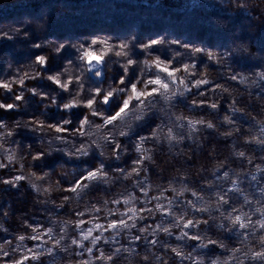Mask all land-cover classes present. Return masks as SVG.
Returning a JSON list of instances; mask_svg holds the SVG:
<instances>
[{
    "label": "clouds",
    "instance_id": "1",
    "mask_svg": "<svg viewBox=\"0 0 264 264\" xmlns=\"http://www.w3.org/2000/svg\"><path fill=\"white\" fill-rule=\"evenodd\" d=\"M219 2L220 15L213 21L235 37L223 50L187 40L167 29L143 36L132 28L69 38L51 35L47 16L0 23V42H7L0 43V85H7L0 87V109L12 105L18 113L26 111L31 97L43 98L50 101L49 106L65 110L87 109L67 137L59 135L56 128L72 123L71 118L53 123L41 115L0 119V169L17 173L11 179L0 176V184L16 189V177H22L34 192L48 197L63 191L54 177L76 180L83 171H91L85 166L98 152L100 160L95 170L100 183L131 181L144 193L140 201L144 208L140 209L133 203L138 197L126 191L122 202L130 213L127 220L132 222L124 219L125 226L118 227L111 236H105L109 229L93 224V220L88 221L93 227L81 229L82 222L61 218L58 223L53 221L58 231L49 227L33 231L35 235H17L15 246L10 240L0 243V258L12 257L7 264H17L25 257H32L36 264H264V183L256 175L264 170V48L259 46V36L251 31L254 22L264 27V0ZM8 45L10 49L5 50ZM86 52L100 59L89 60ZM37 57H43L44 63L40 64ZM54 60L60 67L49 70ZM157 63L168 66L174 74L162 76ZM150 68L156 71L150 73ZM152 79L166 87L150 85ZM27 81L36 83L29 85ZM40 81H49L56 89H45ZM130 84L152 94L120 112L131 94ZM202 86L208 87L202 90ZM61 93H67L62 104L58 102ZM203 107L207 111H200ZM113 116L115 119L110 118ZM91 117H98L99 122ZM29 134L35 143L23 139ZM121 138L135 146L138 159L130 170L116 167L107 171L105 161L114 158L118 163L128 150ZM221 141L223 144L217 147ZM149 142L150 146L145 147ZM194 158L196 163L189 164ZM49 160L54 163L46 166ZM234 161L243 166L233 168ZM226 165L228 170L217 175ZM149 166L161 171L170 167L167 182L162 184L156 179L148 183ZM141 173L144 177L137 180ZM246 180L256 182L244 188L238 186ZM222 182L229 183V190L236 186L242 203L229 204L235 198L224 191ZM87 188L83 185L75 192L79 195ZM149 191L157 194L149 196ZM166 192H171V197ZM186 193L192 199H186ZM177 198L183 204L177 205L179 211L172 207ZM65 201L70 202V198L65 196L56 207L62 208ZM152 201L156 203L148 207ZM110 203L121 200L106 199L100 207L93 204L85 211L103 209L111 215L113 210L107 207ZM141 211L148 216L165 214L171 222L145 225L136 229L140 235H134L130 230L136 228V220L145 219ZM73 224L75 234L69 231ZM98 224L101 227L97 228ZM123 229L129 230L124 233L128 241L142 242L139 250L115 240ZM95 231L100 234L93 235ZM36 236L41 243L34 247L21 244V240ZM100 241L109 245L108 249L97 248ZM94 249L98 255H94ZM84 253L86 259H73ZM17 254L21 259L16 258ZM0 264L5 262L0 259Z\"/></svg>",
    "mask_w": 264,
    "mask_h": 264
},
{
    "label": "trees",
    "instance_id": "2",
    "mask_svg": "<svg viewBox=\"0 0 264 264\" xmlns=\"http://www.w3.org/2000/svg\"><path fill=\"white\" fill-rule=\"evenodd\" d=\"M220 2L219 0H0V23L7 21H19L23 17H42L47 16L49 21L50 34L56 37H72L77 35L92 34L95 32H109V33H121L126 32L132 28H136L140 31V35L153 34L161 29H167L175 32L178 35H183L187 40L200 42L204 46L214 48L216 50H223L227 47L235 37L230 31L224 30L219 27V24L213 21V17L220 15ZM238 23V21H236ZM251 31L259 36V46L264 48V27H260L259 22H254ZM7 43V42H0ZM10 45L5 50L10 49ZM139 54V53H138ZM67 55V54H66ZM142 58V57H141ZM49 70H57L60 67L59 61H53L49 64ZM148 72L154 73L156 69H147ZM162 76L164 73H160ZM95 83L94 78H90ZM29 85H33L35 81H27ZM39 85L45 89H56V85H52L49 81H40ZM19 86H14L18 88ZM71 87V85H70ZM208 86H202V90ZM57 91H60L57 89ZM196 91V90H194ZM3 92V89H0ZM11 95V94H6ZM29 96L31 94H28ZM67 97V93H61L58 98L59 103H63ZM43 98H30V103L27 106V110L23 112H17L15 109H0V119H6L11 121L18 115L23 116L26 119L32 118L34 115H41L42 119H45L48 123H53L61 119L71 118L72 123L65 125L66 132L58 133L59 135L67 137L78 125L79 119L83 114L87 112L84 107H78L73 109L56 108L55 106H49L50 101L43 100ZM19 103V101H18ZM225 107L221 105V111H224ZM200 111H207L206 107H203ZM91 119L99 122L98 117H91ZM23 139L27 142L35 143L32 140L31 134L26 135ZM121 143L127 147V151L124 152L122 159L117 163L115 159L105 161V170L111 171L112 168L124 167L129 170L134 166V162L138 159V153L134 151L135 146L121 138ZM223 141L220 142L217 147H220ZM150 146L146 144L145 147ZM120 150L117 149V152ZM205 156L207 153L204 154ZM88 159V158H82ZM100 157L98 152L96 155L88 159V164L85 166L94 171ZM54 161L49 160L46 166H51ZM147 163V162H145ZM196 163L195 158L189 161V164ZM243 163L240 161H234L232 163L233 168L242 167ZM250 167V166H249ZM228 170V165L220 169L217 175H222L224 171ZM170 167H165L162 171L153 166H149V172L147 174V182L151 183L153 180L159 179L160 183H166ZM75 174V173H73ZM17 175L16 172L10 169H0V176L5 179H11ZM87 172L83 171L76 180L69 181L59 175L54 177L58 180L63 188V191L52 192L48 197L41 196L39 193L34 192L27 184L26 180L18 181L16 189L11 188L10 185L0 184V243L5 241H12L13 246L19 241L16 240L17 235H35L32 229L35 228L39 232L52 227L54 231H58L55 220L57 223L61 218L72 219L80 223L81 229H88L93 227V224H103L105 228L112 222L117 224L121 219H125L128 223L132 221L127 220V216L130 213L127 211V206L123 204V195L126 191H130L134 196L138 197L137 201H134L136 208L143 209L144 204L141 203L144 199V193L132 186L131 181L114 182L110 185L102 184L99 181H83L82 176H86ZM113 175H115L113 173ZM144 173H141L140 177H136L140 180L144 177ZM257 180L264 183V176L257 173ZM80 180L82 183H87L89 187L79 195L70 189L76 187V181ZM224 189H228L230 186L228 182H222ZM249 180L244 181L238 186L241 188L247 187ZM209 191V190H206ZM157 193L155 191H149L148 195L153 196ZM166 196L171 197V192H166ZM70 198L69 201H65L62 208L56 207L64 200V197ZM229 204L243 201V198L239 193H229ZM186 199H192L190 193L185 194ZM51 199L55 201L54 204L39 203L41 200ZM106 199H120L121 203H110L108 208L112 209V214L108 215L103 209L99 212H87L85 208L95 204L100 207ZM156 202L152 201L148 207H152ZM183 207V204L179 198L172 205L174 210L179 211L177 207ZM226 208L228 206H225ZM115 209H120V212H116ZM83 212V215L80 213ZM123 214V215H122ZM140 215L145 219L136 220V228L130 231L134 235H140L136 230L137 228L145 225H156L160 221L164 223L171 222V217H168L162 213H156L155 216H148L144 211H141ZM194 215L200 216L199 213ZM95 218V219H93ZM206 218V217H205ZM93 220V224H89L88 221ZM76 225L73 224L69 231L71 234H75L73 231ZM113 231L109 229L105 231V236H111ZM129 231L123 229L121 234L115 237L116 241L125 246L141 248L142 242L128 241L124 233ZM178 230H174L177 232ZM185 231H191L185 229ZM99 231L93 232V235H99ZM46 239V237H43ZM161 234V239H163ZM151 239V237H149ZM174 241V237L170 238ZM28 247H34L36 244L41 243V240L25 239L23 241ZM109 243L114 244V241ZM189 243H193L189 241ZM85 246L88 245V241H85ZM102 246L108 249L109 245L104 244L103 241L99 242V247ZM81 251L79 249H75ZM94 253L98 255V253ZM62 255V254H61ZM17 259H21L17 254ZM87 258V253H84L83 257L73 256V259ZM5 264L11 261L12 257L7 256L0 258ZM50 259V258H49ZM25 264H36L35 261L27 260ZM100 264V262H96Z\"/></svg>",
    "mask_w": 264,
    "mask_h": 264
},
{
    "label": "snow or ice",
    "instance_id": "3",
    "mask_svg": "<svg viewBox=\"0 0 264 264\" xmlns=\"http://www.w3.org/2000/svg\"><path fill=\"white\" fill-rule=\"evenodd\" d=\"M107 50V49H106ZM119 55V54H118ZM85 56L86 58H88L89 60H98L100 59L99 56H97L95 53L93 52H86L85 53ZM37 61L40 63V64H43L44 63V58L43 57H37ZM156 67L159 69L160 72L162 73H165L169 76L173 75L174 73L168 68V66L166 65H160L159 63L156 64ZM150 85L152 86H156V85H160L161 87H166V85H163L161 83L160 80L158 79H152L151 81H149ZM57 84H59V81H57ZM123 86V85H122ZM0 87H3V88H7V85H0ZM129 90H130V96L127 97V99H125L123 101V105L122 107L120 108V112H124L125 110H127L133 103H137L139 102V100L145 96H148V95H151L152 93L151 92H143V91H140L139 90V86L136 85V84H130L129 85ZM92 104L91 101L88 102V105L90 106ZM7 108L10 110L13 108L12 105H8ZM120 113H117L116 115L118 116ZM111 119H115V117H110ZM67 129L64 127V128H60V127H57L56 128V132L57 133H62V132H66ZM260 174L261 176H264V170H261L260 171ZM98 171L97 170H94V171H88L87 172V175L86 176H82V180L83 181H98L97 180V177H98ZM23 178L22 177H16V180L17 181H20L22 180ZM252 182H256L255 180H253ZM76 187L70 189L71 191L75 192L77 188L83 186V185H88L87 183H82L80 180H77L76 182ZM259 186V185H257ZM89 187V185H88ZM224 191H227L228 194L229 193H238V190L236 188V186H233V188L231 190L229 189H224ZM230 197V196H229ZM227 206V205H225ZM130 211H135L134 209L133 210H130ZM123 215V214H122ZM236 220L239 221L240 220V217L237 216L236 217ZM126 224V221L124 219H121L119 221V223L117 224L116 222H112V223H109L107 225V228L108 229H112V230H116L118 227H124ZM101 227L99 224L97 225V228ZM32 231H35V232H39L37 229L33 228ZM85 239H87V237H85ZM33 240H37L39 241L40 240V237L39 236H36V237H33ZM21 244L23 245V240H21ZM97 248H99V243H97L96 245ZM95 255V253H94ZM32 260L33 258L32 257H25L24 259H21V260H18L17 261V264H25V261L27 260Z\"/></svg>",
    "mask_w": 264,
    "mask_h": 264
}]
</instances>
